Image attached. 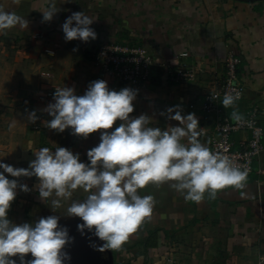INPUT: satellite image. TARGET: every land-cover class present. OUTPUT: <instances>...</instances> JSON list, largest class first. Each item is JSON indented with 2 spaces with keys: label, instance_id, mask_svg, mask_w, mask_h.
<instances>
[{
  "label": "crops",
  "instance_id": "obj_1",
  "mask_svg": "<svg viewBox=\"0 0 264 264\" xmlns=\"http://www.w3.org/2000/svg\"><path fill=\"white\" fill-rule=\"evenodd\" d=\"M52 5L58 11L51 22H42L39 10ZM6 9L27 19L28 28L17 26L0 33L3 163L28 168L35 159L33 152L41 147L55 151L56 146L79 153L81 162L87 163V151L99 144L100 132L87 139L71 135L70 129L58 133L45 127L51 117L42 110L54 103L57 88L72 87L75 94L83 95L96 80H105L110 90H138L130 116L147 115L154 126L178 124L167 118L169 108L178 106L184 115L195 113L203 129L199 139L210 148L209 131L220 115L205 113V97L222 80L229 54L241 58L245 92L232 107L224 108L221 103V113L243 115L256 105L264 125V0H21L19 5L9 2ZM81 11L95 19L91 27L97 38L87 43L66 42L61 26ZM115 40L137 41L146 48L154 63V78L147 88H134L99 71L93 54L101 43ZM183 53L188 56L180 58ZM180 63L192 67L195 78L172 85L162 67ZM33 111L38 117L34 123L28 119ZM246 137L239 133L234 139ZM260 162L255 169H264V155ZM19 183L32 190H17L8 211L12 222L33 223L41 217L61 215L59 225L73 238L65 248L70 256L65 264H105L103 253L91 243L99 240L94 232L85 230L82 235L77 230L83 223L80 218L63 216L72 200L83 201L87 193L76 190L53 213L50 201L46 204L39 198L35 177L20 178ZM172 183H150L139 190L142 196L154 197L153 214L129 234L121 249L109 250L112 264H160L168 256L175 264H257L264 257V174L254 171L243 188H225L215 198L205 193L199 204L185 201ZM26 259H32L31 254Z\"/></svg>",
  "mask_w": 264,
  "mask_h": 264
},
{
  "label": "clouds",
  "instance_id": "obj_2",
  "mask_svg": "<svg viewBox=\"0 0 264 264\" xmlns=\"http://www.w3.org/2000/svg\"><path fill=\"white\" fill-rule=\"evenodd\" d=\"M9 2L19 5L21 0H0V33L17 26L28 28L27 19L6 9ZM39 11L43 13L42 22H51L58 10L52 5ZM94 21L83 11L73 13L61 26L65 41L95 40L97 34L91 27ZM137 95L138 90L131 88L110 90L105 80L91 82L83 95L75 94L72 87L55 90L54 103L42 110L51 117L44 122L45 127L58 133L70 129L71 135L84 139L100 132V142L87 151V163L81 162L79 153L60 146L55 151L41 147L33 152L35 159L28 168L0 161V264H17V259L19 264H65L70 260L65 248L73 238L66 227L59 225L61 215L22 224L8 218L17 190H32L19 183L20 178H36L34 188L44 203L50 201L53 213L71 200L76 190L87 193L83 201L72 200L63 216L80 218L83 223L77 230L82 235L85 230L94 232L104 242L96 248L101 253L121 249L129 234L152 216L154 197L139 194L150 183L174 182L171 187L185 201L197 204L204 200L205 193L215 198L220 190L245 186L247 171L200 141L203 129L195 113L184 115L178 106L169 108L167 118L178 124L157 127L147 115L130 116ZM239 99V92L234 90L224 95L222 105L232 107ZM231 118L244 123L237 111ZM28 119L34 123L36 112H31ZM117 121L120 123L113 129ZM28 254L32 259H26Z\"/></svg>",
  "mask_w": 264,
  "mask_h": 264
},
{
  "label": "built area",
  "instance_id": "obj_3",
  "mask_svg": "<svg viewBox=\"0 0 264 264\" xmlns=\"http://www.w3.org/2000/svg\"><path fill=\"white\" fill-rule=\"evenodd\" d=\"M187 56V53H183L180 58ZM93 61L104 76L137 89L147 88L154 78L152 76L154 63L149 58L146 48L137 41L123 44L101 43L93 54ZM241 62V58L237 55L229 54L226 57L224 76L216 84L215 89L205 97L203 109L205 113L220 115L209 131L210 149L229 156L235 166L247 171L248 177L254 171L260 175L264 174V169L261 167L255 169L264 155V125L260 118L261 110L256 105L249 107L242 115L244 123L238 124L232 120L231 116L223 115L220 109L226 93H232L234 90L239 92L238 101L244 97L245 85L240 77ZM162 68L168 82L172 85L183 84L195 78L194 69L183 63L173 67L167 64ZM239 133H246L247 137L235 140V136ZM160 264H175V262L171 256H168ZM257 264H264V257L260 258Z\"/></svg>",
  "mask_w": 264,
  "mask_h": 264
},
{
  "label": "water",
  "instance_id": "obj_4",
  "mask_svg": "<svg viewBox=\"0 0 264 264\" xmlns=\"http://www.w3.org/2000/svg\"><path fill=\"white\" fill-rule=\"evenodd\" d=\"M91 243H95L97 245V247L101 246L104 242L98 240L97 242L95 240L91 241ZM104 255V262L105 264H112L111 261V253L109 250H106L105 252H103Z\"/></svg>",
  "mask_w": 264,
  "mask_h": 264
},
{
  "label": "rangeland",
  "instance_id": "obj_5",
  "mask_svg": "<svg viewBox=\"0 0 264 264\" xmlns=\"http://www.w3.org/2000/svg\"><path fill=\"white\" fill-rule=\"evenodd\" d=\"M113 42H115V43H119V44H123V43H128L129 41H127V40H124V41H121V40H115V41H113Z\"/></svg>",
  "mask_w": 264,
  "mask_h": 264
}]
</instances>
